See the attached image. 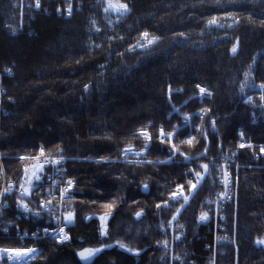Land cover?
<instances>
[{"label": "trees", "instance_id": "16d2710c", "mask_svg": "<svg viewBox=\"0 0 264 264\" xmlns=\"http://www.w3.org/2000/svg\"><path fill=\"white\" fill-rule=\"evenodd\" d=\"M13 2L0 0L5 171L43 147L62 152L76 181L70 242L40 241L28 264H210L214 250L213 264H264V0ZM20 20L12 34L6 23ZM225 162L231 200L217 243L198 217ZM197 172L169 256L170 196ZM10 235L0 246H17Z\"/></svg>", "mask_w": 264, "mask_h": 264}, {"label": "built area", "instance_id": "2783aa9c", "mask_svg": "<svg viewBox=\"0 0 264 264\" xmlns=\"http://www.w3.org/2000/svg\"><path fill=\"white\" fill-rule=\"evenodd\" d=\"M24 1L14 0L13 4L15 7H19ZM37 3H39V0H33L35 7H37ZM25 5L29 6L28 3H25ZM6 25L12 29V34L16 35L18 32L23 31L21 20L19 22L20 27L17 29L8 22ZM10 75L8 74V76ZM260 91L264 98V89ZM41 150H43V155H41ZM22 157L23 159H21ZM16 159L19 163V170L14 175H11V177L5 171L3 158L0 154V232L6 236L14 233V236L22 235L24 237L22 247L27 243V248L8 251L6 256L8 257V263L14 264L9 259L12 252H27L28 249H33L34 251L28 254L24 260L16 263L28 264L27 261L38 252L39 247L36 241L48 240L51 237L63 243L70 242V235L67 231L74 222L75 212L71 201L76 197V181L68 175V160L61 151L48 153L43 147H39L35 153L22 155ZM54 161L57 163H53ZM37 165L40 167L36 174L40 177L39 181H36L35 177H32L31 174H23L24 171H29ZM227 167L228 165L225 162L219 169L221 171L220 175L223 174V177L226 175L225 172L229 176ZM195 178L196 187L192 188L193 191L202 182V178L197 176ZM29 179L32 180L33 191L29 195L22 196L24 188L29 187ZM198 179L199 183H197ZM228 184L230 187V176ZM22 185L23 188L21 187ZM228 195L230 196L223 199L224 202L222 204L218 202V199H220L218 195L207 202L205 213L199 215L200 225L204 226L213 222L217 229L216 223H218L220 230L224 229L223 209L225 204L231 200V191ZM215 201L220 205L218 212L216 211L217 209L214 211L213 205ZM23 205H27V211L24 210ZM41 205H44V207H41ZM70 213L72 219L71 222H68L67 217ZM205 214L208 218L201 221V216ZM61 229H63L62 233ZM167 230H162L161 233H165ZM215 234H217L216 231ZM64 236L67 239H63L62 237ZM222 240L224 241L225 239H221L220 241ZM4 252L0 250V258Z\"/></svg>", "mask_w": 264, "mask_h": 264}, {"label": "rangeland", "instance_id": "374dc122", "mask_svg": "<svg viewBox=\"0 0 264 264\" xmlns=\"http://www.w3.org/2000/svg\"><path fill=\"white\" fill-rule=\"evenodd\" d=\"M66 12V14H68V10H66L65 11ZM3 70H4V72H3ZM2 70V72L3 73H5L7 76H8V74H11V71L10 70H8V67H6V68H4ZM8 73V74H7ZM0 79H2V78H0ZM200 89L201 88H199V93H200V97H203L204 96V94L206 93V94H209V91L208 90H206L205 88H203L205 91L203 92V93H201V91H200ZM0 90H2V88H1V86H0ZM0 99H1V97H0ZM175 110V109H174ZM177 111V110H176ZM196 116H202V115H204V113L203 112H197V113H194ZM180 117H181V119H182V122H184V126H189L190 127V121H191V116L190 115H188V114H185V115H180ZM166 138V137H165ZM171 138H172V135H171ZM171 138L169 139V136H168V139L169 140H171ZM241 143H240V147H241V144H243L244 146H245V141H243V140H241L240 141ZM178 151H176L175 150V153H177ZM185 160L186 161H188L189 159L188 158H185ZM39 165H37V166H35V167H33L32 169H30L29 171H24L23 172V174H31V176L32 177H35V175L38 173V170H39ZM220 168H221V166H220ZM219 168V169H220ZM220 170H217V172H216V178H218V184H217V187H218V192L216 193V196L218 195V196H220V199H218V202H221L220 204H222V202H224L223 201V199H226L227 198V196H230V195H228L229 193H230V187H229V184H228V182H229V176H228V173L227 172H225L226 173V175L223 177V174L222 175H220ZM198 173V172H197ZM200 173V172H199ZM201 174V177H202V181H203V179H204V174L203 173H200ZM195 176H196V173H194L193 174V176H192V180H191V182H190V185L188 186V189L186 188V187H176L174 190H173V192H172V194H171V196H170V200L173 202V203H175L176 204V209L174 210V212H173V214H172V217L170 218V220H169V222H168V224L165 226V227H163L162 228V230H167V231H165V233H163V234H165L167 237H169L167 240L165 239V243L163 244V246H162V248H164V250L169 254V256H171L172 255V253L174 252V244L176 243V242H178L180 239H181V232H182V229H183V226L180 224V222L178 221V218H179V214H180V212H181V210L187 205V203L190 201V199H191V197L193 196V194H194V192L195 191H193V184H195L196 185V178H195ZM202 183V182H201ZM200 186V185H199ZM198 186V187H199ZM197 187V188H198ZM196 188V189H197ZM220 192H221V194H220ZM174 196H175V198H174ZM187 197L188 199H187V201H185V199H184V197ZM219 198V197H218ZM13 201H14V199H13ZM14 203V202H13ZM71 203H72V206H73V204H74V200H72L71 201ZM226 205V204H225ZM213 207H214V211L216 210L217 212H218V208H220V205H218L217 204V201H215V203H214V205H213ZM179 210V211H178ZM75 212V211H74ZM204 214L205 212L204 211H201L200 213H199V215L200 214ZM74 215H75V213H74ZM206 215V214H205ZM175 217V219H173ZM198 222H199V217H198ZM215 225V224H214ZM216 225H217V227H218V229H219V225H218V223H216ZM70 229V228H69ZM69 229H68V231H67V233L69 234ZM218 229L216 228V226H215V231L217 232V234L216 235H214V240L217 242V243H219L220 242V240L221 239H225L226 238V236L223 234V232H224V229H219V233H218ZM14 234V233H13ZM70 235V234H69ZM10 237H11V235H9ZM14 240H15V243H16V245L17 246H14V247H4V246H0V250L1 251H5L4 253H3V256L0 258L1 259V261H0V264H9L8 263V260H7V256H6V253L8 252V251H6V250H15V249H21V248H27V243H25V245H24V247H22V240H24V237L22 236V235H19V236H15L14 237ZM47 241H52V242H57V243H59V244H61V243H63L62 241H59L58 239L56 240V239H48ZM226 240H224V241H222V243L223 242H225ZM40 241H36V244L38 245V243H39ZM2 253V252H1ZM86 256H87V251H85V252H83ZM215 254H216V251L214 250V252H213V257H212V261L210 262V264H213L214 263V256H215ZM35 256V255H34ZM33 256V257H34ZM94 255H92L87 261H85V260H83L82 258H81V255H80V260L83 262V263H88V262H90L91 261V259H92V257H93ZM32 257V258H33ZM32 258H30L29 260H31ZM29 260L27 261V263L29 262Z\"/></svg>", "mask_w": 264, "mask_h": 264}, {"label": "snow or ice", "instance_id": "6c2138e0", "mask_svg": "<svg viewBox=\"0 0 264 264\" xmlns=\"http://www.w3.org/2000/svg\"><path fill=\"white\" fill-rule=\"evenodd\" d=\"M37 7H39V3H37ZM120 7H124L123 5H121ZM147 34H145V36H146ZM149 43H151V41H149ZM234 53L236 52V48H233V50H232ZM200 91H201V93H203L205 90L203 89V88H201L200 89ZM142 135H144L145 136V138L146 139H149L150 140V136H148V134H147V132L146 131H143L142 133H141ZM171 135L172 134H169V139L171 138ZM161 139L163 140L164 139V130L163 129H161ZM190 142V141H189ZM146 148H147V145L145 146ZM241 147H244V145L243 144H241ZM262 151H264V150H262ZM41 155H43V150H41ZM21 159H23V157L21 158ZM53 163H57V162H53ZM204 168H205V170H207V165H204L203 166ZM41 168H42V166H41ZM196 176L197 177H199V178H202L201 177V174L198 172V173H196ZM39 179H40V177H39V175H35V180L36 181H39ZM29 187L28 188H24V190H23V192H22V196H24V195H29L32 191H33V183H32V180L31 179H29ZM71 183V182H70ZM197 183H199V179L197 180ZM22 188H23V185L21 186ZM193 188H195L196 187V185L195 184H193V186H192ZM181 188H182V186H181ZM145 190H147V186H145ZM174 198H175V196H174ZM184 199H185V201H187V197L185 196L184 197ZM23 207H24V210L25 211H27L28 209H27V205H23ZM41 207H44V205H41ZM161 207V205H157V208H160ZM179 211V210H178ZM141 214L140 213H137V217H139ZM208 217L206 216V215H202L201 216V221H204V220H206ZM71 219H72V216H71V213L68 215V217H67V220H68V222H71ZM173 219H175V217L173 218ZM61 231V233L63 232V229H61L60 230ZM63 239H67V237L66 236H64V237H62ZM258 243H260V244H264V240H261V241H258ZM121 247H123V245H121ZM6 251H12V250H6ZM34 250L33 249H28L27 250V252L26 253H24L23 255H28V254H30V253H32ZM87 251V256L84 254V253H81L80 255H81V258L83 259V260H85V261H87L92 255H94L95 254V252H98V251H100L99 249H97V250H86ZM21 254L19 253V252H16L15 253V256H20ZM15 256H10L9 257V259H13V260H15Z\"/></svg>", "mask_w": 264, "mask_h": 264}, {"label": "bare ground", "instance_id": "6f19581e", "mask_svg": "<svg viewBox=\"0 0 264 264\" xmlns=\"http://www.w3.org/2000/svg\"><path fill=\"white\" fill-rule=\"evenodd\" d=\"M11 23L14 24L17 28L20 27L18 22L12 21ZM0 85H1V79H0ZM73 223H74V222H73ZM72 225H73V224H72ZM72 225H71V226H72ZM71 226H70V227H71ZM11 234H13V233H11ZM49 239L51 240L52 238L49 237ZM16 252H19V251L12 252V254H11L10 256H15V253H16ZM19 253H20L21 255H20V256H15V260L10 259L12 263H14V264H16V263H20L22 260H24V258L27 257V255H23V254L26 253V252H19ZM10 256H9V257H10Z\"/></svg>", "mask_w": 264, "mask_h": 264}]
</instances>
